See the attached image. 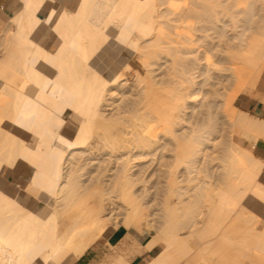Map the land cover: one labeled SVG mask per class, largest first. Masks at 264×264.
<instances>
[{
    "label": "bare ground",
    "instance_id": "obj_1",
    "mask_svg": "<svg viewBox=\"0 0 264 264\" xmlns=\"http://www.w3.org/2000/svg\"><path fill=\"white\" fill-rule=\"evenodd\" d=\"M12 5L0 264H71L111 226L145 264H264V116L238 105L264 90V0Z\"/></svg>",
    "mask_w": 264,
    "mask_h": 264
},
{
    "label": "rangeland",
    "instance_id": "obj_2",
    "mask_svg": "<svg viewBox=\"0 0 264 264\" xmlns=\"http://www.w3.org/2000/svg\"><path fill=\"white\" fill-rule=\"evenodd\" d=\"M258 2V4H256ZM257 2H255V5L256 6H258L259 5V7H260V2L259 1H257ZM3 3V2H2ZM3 5V4H2ZM262 12H264L263 10L261 11H259V13H262ZM42 16L44 17L45 16V14H42ZM239 29H241V27L239 28ZM227 35H232L233 34V32L234 31H232V30H230V27L228 26L227 27ZM216 33H214V35H215ZM215 41H220L221 42V40L219 39V38H216L215 39ZM53 42H54V39L52 38L51 39V41H50V44H53ZM0 51H1V53H4V49H3V46H0ZM161 61H164V60H161ZM207 99V98H206ZM238 105L240 106V107H242V108H244V109H246V110H249L250 112H252V113H255V114H259V115H264V90H261V91H258V90H253L250 94H247V93H241L240 94V96H239V98H238ZM192 104V103H191ZM192 106V105H191ZM189 109H191V112H193V113H195V111L196 110H193V108L191 107V108H189ZM193 110V111H192ZM190 111V110H189ZM191 112H190V114H191ZM192 113V114H193ZM139 162V161H138ZM150 162V163H149ZM149 162H148V160H147V162L145 161H143V163H145L144 165L143 164H141L140 166L142 167V166H144V167H146V165H147V167L146 168H142V169H144V171L146 170L147 171V178L149 179L151 176H152V174H153V172H154V170H155V166H157V165H154L155 164V162H153V161H151V160H149ZM147 163V164H146ZM149 163V164H148ZM157 163V162H156ZM140 166H138L137 167V169H140L141 167ZM136 168V167H135ZM5 168H4V170L2 171V174L5 172ZM148 173H150V174H148ZM148 175H149V177H148ZM153 179V178H152ZM151 179V180H152ZM9 182H7V184H9V185H11V184H14L15 182V180H8ZM3 184H4V182H3ZM6 183L4 184V186L5 185H7ZM140 186V185H139ZM150 186V185H149ZM143 188V187H142ZM153 188H155V189H157L156 187H152L151 189H150V194H149V197H151L152 198V196H154L153 194H154V192H155V189H153ZM141 189V188H140ZM153 189V190H152ZM142 190V189H141ZM152 191H154L153 192V194H152ZM157 192H155V194H156ZM152 194V195H151ZM156 196V195H155ZM154 196V197H155ZM148 196L146 197V199L144 200V202H148V200H150L151 198H149ZM159 198V199H158ZM158 198H156V199H152V200H150L149 202H151V201H153L152 203L153 204H149L150 206L151 205H154V206H156V205H158L157 203H159V200H160V196H158ZM154 200H156V202L154 201ZM156 204H155V203ZM151 207V210L152 209H157V208H159L158 206H156V207ZM155 210H153L154 212H156L157 213V211H155ZM158 210V209H157ZM158 212H160L159 210H158ZM118 232H121V233H123V234H120V236L118 237V238H116L115 237V240H113L112 238H114V236H116L117 235V233ZM124 234H125V232L122 230V229H120V228H117V227H114V226H111V228L109 227V229H107L101 236H100V238L89 248V250H96V248H98L99 249V252H98V256L96 257V261H95V264H110V261L114 258V257H117V256H119V255H125L127 258V263L128 264H135V263H132V260H133V258H134V255L135 254H137L138 252H141V251H146L145 252V254L143 255V261L141 262V263H139V264H145L147 261H148V259L149 258H151L152 256H154L155 254H156V252L155 251H153V252H149V251H147L146 249H145V246H144V244H142V243H138V244H136L135 242V244L136 245H134V243H133V241L131 240V239H129L130 237H128V240H129V242H125V236H124ZM123 236H124V238H123ZM150 236L149 235H147L146 237H144V239H143V241H146L148 238H149ZM131 242V243H130ZM125 243H127V244H125ZM131 244V245H130ZM139 245V246H138ZM141 245V246H140ZM128 246V247H127ZM138 249H137V248ZM132 248H134V249H132ZM130 249V250H129ZM135 250V251H134ZM131 252V253H130ZM154 252H155V254H154ZM127 254H129V255H127ZM77 260V259H76ZM74 262V261H73ZM72 262V263H73ZM71 263V264H72ZM183 264H189L188 262H184Z\"/></svg>",
    "mask_w": 264,
    "mask_h": 264
},
{
    "label": "crops",
    "instance_id": "obj_3",
    "mask_svg": "<svg viewBox=\"0 0 264 264\" xmlns=\"http://www.w3.org/2000/svg\"><path fill=\"white\" fill-rule=\"evenodd\" d=\"M12 1L13 0H11V1L10 0H0V5L6 13L13 12L14 8L12 5ZM263 144H264V142L258 146L260 152H262V153H264V145ZM120 234H123V233L118 232L117 235L114 236V238H112V239L115 240V237L118 238L120 236ZM124 236H125V234H124ZM124 236H123V238H124ZM98 252H99L98 248H96V250L95 249L94 250H87V252L83 256H81L80 258L75 260L72 264H95L96 257L98 256ZM145 252L146 251L144 250V251H141V252H138L137 254H135L134 258L132 260V263H135V264L141 263L144 260L143 255L145 254Z\"/></svg>",
    "mask_w": 264,
    "mask_h": 264
},
{
    "label": "trees",
    "instance_id": "obj_4",
    "mask_svg": "<svg viewBox=\"0 0 264 264\" xmlns=\"http://www.w3.org/2000/svg\"><path fill=\"white\" fill-rule=\"evenodd\" d=\"M262 116H264V115L262 114Z\"/></svg>",
    "mask_w": 264,
    "mask_h": 264
}]
</instances>
